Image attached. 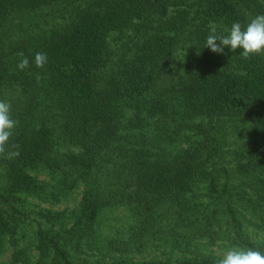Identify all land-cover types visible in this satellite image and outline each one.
<instances>
[{
	"label": "trees",
	"instance_id": "obj_1",
	"mask_svg": "<svg viewBox=\"0 0 264 264\" xmlns=\"http://www.w3.org/2000/svg\"><path fill=\"white\" fill-rule=\"evenodd\" d=\"M260 14L264 0H0L20 152L0 156V264L264 252V54L206 47Z\"/></svg>",
	"mask_w": 264,
	"mask_h": 264
},
{
	"label": "clouds",
	"instance_id": "obj_2",
	"mask_svg": "<svg viewBox=\"0 0 264 264\" xmlns=\"http://www.w3.org/2000/svg\"><path fill=\"white\" fill-rule=\"evenodd\" d=\"M206 47L215 53H224L227 47L230 51L242 49L241 55L248 59L255 55L264 54V14L253 17L246 25L240 21L232 23L228 34L217 36L212 30L206 39ZM20 60L17 68L21 71L29 67L30 61L23 52L18 53ZM48 61L46 53L37 52L34 56V63L37 68H43ZM41 77L37 75V80ZM18 121L11 115V103L7 100H0V156L7 159L18 157L19 145L11 144L9 141L13 130L17 127ZM216 264H264V252L252 248L233 247L223 253L216 261Z\"/></svg>",
	"mask_w": 264,
	"mask_h": 264
},
{
	"label": "rangeland",
	"instance_id": "obj_3",
	"mask_svg": "<svg viewBox=\"0 0 264 264\" xmlns=\"http://www.w3.org/2000/svg\"><path fill=\"white\" fill-rule=\"evenodd\" d=\"M120 210V208H117V209H115V210H117V211H119ZM120 213H121V211H119ZM145 252H144V250H142L137 256H135L134 258H143V257H145V258H148L147 256L148 255H146V254H144ZM4 257V256H3ZM10 257V250L6 253V255H5V257L3 258V259H8Z\"/></svg>",
	"mask_w": 264,
	"mask_h": 264
}]
</instances>
